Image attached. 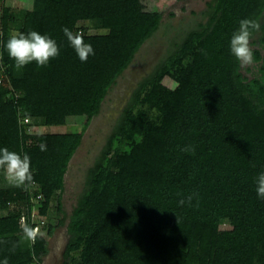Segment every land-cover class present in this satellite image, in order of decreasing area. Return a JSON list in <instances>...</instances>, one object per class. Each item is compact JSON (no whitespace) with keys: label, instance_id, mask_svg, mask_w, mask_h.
<instances>
[{"label":"trees","instance_id":"16d2710c","mask_svg":"<svg viewBox=\"0 0 264 264\" xmlns=\"http://www.w3.org/2000/svg\"><path fill=\"white\" fill-rule=\"evenodd\" d=\"M207 5L208 20L180 27L132 91L68 215L62 193L69 164L110 90L164 23V12L143 0H33L15 31L12 7L0 0V77L11 85L0 84V148L27 154L33 175L27 187H16L0 171V262L42 264L47 236L68 219L59 264H264V200L254 183L264 172V0ZM245 18L261 24L252 39L258 45L253 76L230 52ZM83 20L89 25L80 27ZM64 27L93 47L87 62ZM33 30L54 39L60 54L47 67L32 62L17 70L5 45L11 35ZM167 76L175 78L174 88L163 82ZM148 109L157 111L155 119ZM71 116L86 117L81 131L31 132L65 126ZM55 199L64 216L56 226L42 225L46 236L27 240L23 215L33 228L34 209L46 216ZM226 219L233 228H221Z\"/></svg>","mask_w":264,"mask_h":264},{"label":"rangeland","instance_id":"374dc122","mask_svg":"<svg viewBox=\"0 0 264 264\" xmlns=\"http://www.w3.org/2000/svg\"><path fill=\"white\" fill-rule=\"evenodd\" d=\"M210 0H143V2L152 5L155 9L164 12V23L160 29L149 39L136 57L131 66L118 79V83L110 90L107 95L102 111L95 116L88 125L81 145L75 152L65 177V188L62 193L63 210L68 215L72 212L81 192L85 181L88 169L93 166L96 156L99 154L104 145L107 135L112 130V127L118 118L121 110L127 103L132 91L136 88L139 81L143 77L151 73L155 66L166 55L169 45V39L176 36L180 27H186L187 24L202 21L206 22L208 16L203 15V11L208 8L207 3ZM33 0H6V4L12 7V17L10 20L11 29L17 31L22 26L24 12L32 7ZM175 12V16L171 17L170 13ZM0 9V17H1ZM195 20V21H194ZM89 21L83 20L79 23L80 27H86ZM170 26L176 29L167 32ZM95 32V30H92ZM253 48L258 46L253 44ZM243 72L248 76H253L257 71L256 64L242 67ZM163 82L174 88L177 85L174 77H165ZM148 115L151 119L157 117V111L148 109ZM87 119L84 116H71L67 119L65 126H38L31 132H67L81 131ZM43 201V200H42ZM41 201H36V206ZM58 201L53 200L51 203L50 212L46 216L38 214L37 209H34V220H44L45 223H40L41 226L51 224L56 226L59 219L64 216V212L57 210ZM42 216V217H41ZM67 219V223H68ZM233 219H226L221 223L222 229L233 228ZM67 223L60 227H56L55 233L47 236L50 245V252L45 257L42 264H59L62 261L63 251L68 242ZM42 226V227H43ZM41 227V232L46 236L47 230ZM47 228V227H46Z\"/></svg>","mask_w":264,"mask_h":264},{"label":"clouds","instance_id":"9594fccd","mask_svg":"<svg viewBox=\"0 0 264 264\" xmlns=\"http://www.w3.org/2000/svg\"><path fill=\"white\" fill-rule=\"evenodd\" d=\"M260 28L261 24L257 19L245 18L240 20L238 29L231 36L230 52L241 67L250 66L255 62L252 39ZM62 31L81 62H87L90 55H95L93 47L84 42L82 34H74L68 27H64ZM5 47L9 57L15 62L17 70L32 62H35L38 67H47L49 62L60 54L59 46L54 39L34 30L27 34L11 35ZM41 150H46V146L41 145ZM191 151L194 153L195 149L192 148ZM0 171H3L8 182L16 187H27L33 181L30 157L27 154L21 156L7 147L0 148ZM254 183L257 197L264 200V172L257 175ZM192 198L191 195L187 198L189 205ZM185 202L181 199L179 204L184 205ZM23 231L25 238L29 241H34L38 233V229L27 226ZM0 264H8L7 258Z\"/></svg>","mask_w":264,"mask_h":264},{"label":"built area","instance_id":"2783aa9c","mask_svg":"<svg viewBox=\"0 0 264 264\" xmlns=\"http://www.w3.org/2000/svg\"><path fill=\"white\" fill-rule=\"evenodd\" d=\"M1 69H3V68L0 67V70ZM0 84L6 85L9 88H11V85H10V82H9L8 78H6L5 76L0 77ZM21 121L24 122L25 124H30V123H32V118L23 116V117H21ZM35 200L37 202L38 201H42V200H44V196L42 194L37 195V198ZM33 212H32V216H31V223L35 224V226L33 228L34 229H38V233H40L41 232V227H42L40 223L43 224V223H45V221L44 220H39V221L34 220V218H33L34 217V213ZM21 223H22L23 227L27 226V224H28L27 223V217L25 215H23V217L21 219Z\"/></svg>","mask_w":264,"mask_h":264},{"label":"crops","instance_id":"0c3cea01","mask_svg":"<svg viewBox=\"0 0 264 264\" xmlns=\"http://www.w3.org/2000/svg\"><path fill=\"white\" fill-rule=\"evenodd\" d=\"M1 212V211H0Z\"/></svg>","mask_w":264,"mask_h":264}]
</instances>
